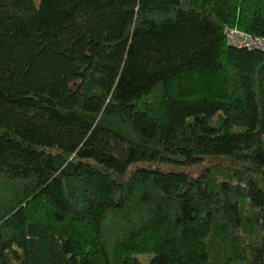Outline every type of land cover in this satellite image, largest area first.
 <instances>
[{"label":"trees","instance_id":"1","mask_svg":"<svg viewBox=\"0 0 264 264\" xmlns=\"http://www.w3.org/2000/svg\"><path fill=\"white\" fill-rule=\"evenodd\" d=\"M264 0H0V264H264Z\"/></svg>","mask_w":264,"mask_h":264},{"label":"built area","instance_id":"2","mask_svg":"<svg viewBox=\"0 0 264 264\" xmlns=\"http://www.w3.org/2000/svg\"><path fill=\"white\" fill-rule=\"evenodd\" d=\"M224 34L228 44L232 46L264 51V37H253L235 27H226Z\"/></svg>","mask_w":264,"mask_h":264}]
</instances>
